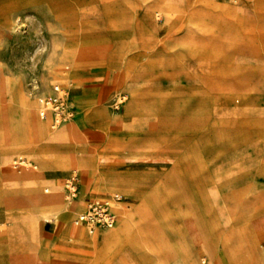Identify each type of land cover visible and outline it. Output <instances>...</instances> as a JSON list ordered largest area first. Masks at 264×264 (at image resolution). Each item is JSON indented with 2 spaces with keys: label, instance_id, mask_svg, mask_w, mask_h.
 I'll use <instances>...</instances> for the list:
<instances>
[{
  "label": "rangeland",
  "instance_id": "1",
  "mask_svg": "<svg viewBox=\"0 0 264 264\" xmlns=\"http://www.w3.org/2000/svg\"><path fill=\"white\" fill-rule=\"evenodd\" d=\"M227 1L0 0V128L13 145L30 152L14 164L16 171L29 160L42 169L28 187L47 184L40 174L48 167L64 169L47 177L62 186L71 209L86 194L78 188L72 199L66 181L89 179L132 210L142 209L151 232L157 225L161 255L178 233L193 244L191 229L217 240L255 238L262 250L264 44L252 50L251 39L262 36L211 8ZM54 86L65 90L72 111L64 123L50 122L49 134L69 121L76 128L56 142L32 140L28 104H41ZM95 93L103 95L97 110L77 107L74 96ZM106 139L109 149L98 157L108 159L101 168L60 166L68 151L85 163L84 154ZM7 145L0 134V152ZM129 183L139 185L131 189ZM19 206L24 215L17 220L28 227L38 220L41 235L45 219H39L38 205ZM83 210L75 212L73 225ZM118 215L113 229L122 225ZM109 230L92 239L86 264H101L102 234ZM130 237L128 259L141 264L138 254L150 248L148 236L133 228ZM195 249L202 263L205 252ZM238 252L246 263L243 249Z\"/></svg>",
  "mask_w": 264,
  "mask_h": 264
},
{
  "label": "crops",
  "instance_id": "2",
  "mask_svg": "<svg viewBox=\"0 0 264 264\" xmlns=\"http://www.w3.org/2000/svg\"><path fill=\"white\" fill-rule=\"evenodd\" d=\"M211 8L217 9L220 15L225 17L233 16L242 24L252 26L256 31L255 35L262 36V39H251L250 45L252 50L259 47L260 44H264V0H231L225 3L220 2L219 6H212ZM254 19H256L258 25L253 22ZM235 41L236 43H243L238 37L235 38ZM52 92L53 90L46 95ZM45 96H43V98ZM102 97L103 95L97 93L87 96H74L78 101L77 107L89 106L96 108V110L99 107L98 104H100ZM43 98L41 99V104L39 103L40 109L43 104ZM40 118L42 121L49 119L50 122L53 123V116L51 114H49L46 119L41 116ZM0 134L5 135L8 139V148L0 152V264H86L93 254L90 248L92 239L95 237L99 239L101 235L97 233L106 229H91L86 225H76L75 220L73 225L71 220L75 212L80 210L81 207H84V210L79 214L85 212L89 202L112 200L113 211L117 216V225L119 222V204L127 203L122 201V199L116 201L115 198L119 196H112L108 194L109 192L98 190L88 179L85 180L83 184L79 181V190L82 194H86V196L84 197L83 195L76 200V205L68 209L66 208L64 189L62 188L61 192L59 188L62 186L58 187L59 185L56 181L53 180L55 184L51 182L52 179L47 177V173L50 170H64L55 167H51L49 170L40 174V178L48 179L49 182L37 186L36 190H32V188L28 187V183L21 184L20 182L21 180L28 181L27 179H33L32 169L29 170L26 169V167L21 171H16L14 169V164L17 163V160L22 162L27 160L25 159V155L30 153L29 150L17 148L13 145L10 134L2 128H0ZM109 146L110 144L107 140L101 144L96 151L85 153V158L82 159L85 160L87 164L93 163L101 168L102 164L104 165L107 163L108 157H98V154L107 152ZM61 150L60 148L58 152H61ZM18 167L19 166H17V168ZM20 167H22V165ZM15 187H18L19 194L16 193ZM99 191L102 192V194L99 195ZM43 196H49L50 199L52 197L53 201L51 200V204H62L65 208L62 210L61 218L56 220H45L42 224L41 235H39L37 239H34L33 235L28 233L24 234V232H20L19 230L23 229L25 231V229H27L28 231V223H26L24 219L20 222L17 220L20 218V215L22 216L23 214V211L20 210L18 206L27 203L33 204V199H40V202L42 201L41 203L44 204L46 202L41 199ZM48 202L50 203V200ZM127 206L129 207V204H127ZM141 212V208L132 210L136 222L139 223L147 233L148 243L150 245V248H145V250L140 251L138 254L141 264H237L233 255L239 248H242L244 251L246 264H260V246L255 238L247 240L246 237L241 235L233 238L223 236L217 240L195 229L190 230L193 244L191 242H185L178 233L171 238L168 253H163L162 256H159L156 249L157 245H155L161 238L157 231V225L154 224V232H151L148 228L147 218ZM126 223L129 225L131 224L129 221ZM71 226L83 228L86 234L78 235L72 233ZM104 236L103 233V247ZM196 246L200 247L206 254V259H204L202 263L199 261V250L195 249ZM158 251L162 252L159 248ZM101 252L99 261L101 264H109L107 262V255L105 257Z\"/></svg>",
  "mask_w": 264,
  "mask_h": 264
},
{
  "label": "bare ground",
  "instance_id": "3",
  "mask_svg": "<svg viewBox=\"0 0 264 264\" xmlns=\"http://www.w3.org/2000/svg\"><path fill=\"white\" fill-rule=\"evenodd\" d=\"M61 77L62 76H60V78ZM28 107L30 108L29 110H30V118H31V125H32V130H31V132H32L31 133L32 140H34V139L37 140V139L43 137L45 140L49 139L52 142H56V141L60 140L61 138H65L66 136H70L72 134V132L74 131V129L76 128L75 123L73 121H69V122H66L65 126L62 129H60L59 131H57L53 135H50L49 132H48V125L50 123V120L48 119L46 121H42L40 116H39L40 104L38 102H36V101H31L28 104ZM77 126H79V125H77ZM71 141H72V139H71ZM60 158H61L60 166H63V167L68 166V164H70V163H73L74 165L76 164V165H82L83 167H87V163L79 162L76 159L75 153H72L70 151L66 152L63 156H60ZM25 164H26V169H29V170L32 169V177L33 178L35 177V175H37V173L39 171H42V169L36 163H34L31 160H29V162H26ZM50 168L51 167H48L47 169H50ZM44 170H45V168H44ZM26 179H27V177H26ZM27 180L29 181L30 179H27ZM20 182L21 183H26L27 181L26 180H21ZM47 182H49V181H47ZM51 182L55 183L53 180H51ZM94 182H95V180H94ZM115 182H114V184H115ZM117 182H119V181H117ZM140 183L142 184L141 181H140ZM129 185L131 186V189H134L139 184L129 183ZM34 189H36V188H34ZM57 190H58V188H57ZM59 190H60V188H59ZM41 199L43 201H45L46 203L42 204L41 203L42 201L40 202V199L39 200L38 199H33L34 200L33 201L34 204L38 205V213H40L39 219L43 218L45 220H50V217H52V216L61 215L62 210L65 208L62 204L61 205H58V204H55V203L51 204L52 203L51 202L52 197L50 199L49 196H43ZM49 200H50V203L48 202ZM18 207H20V206H18ZM118 211H120V213L122 214V225L119 228H116V229H113V230L110 229L109 231L104 233V235H105L104 236V249L101 252V254L104 255L105 257L107 255V262L109 264H137V263H135L134 259H132V260L128 259V257H130V255H131L128 252L130 248L127 250V247H128L127 246V242L129 240H131V238H132V237H130V230L133 229V228L137 229L138 236H141V237H145V236H148V235L145 232L144 228L139 223L136 222L131 208H129L127 205L121 204L118 207ZM128 221L131 223L130 224L131 227L126 223ZM38 225L39 224H38V220H37V221L33 222L30 227H28V231L26 229L25 231L24 230H20V232H24V234H27V233L31 234V235H33L34 239H37V237L40 235L39 234V226ZM71 228H72L71 229L72 233H74V234H78V235H85L86 234V232H85V230L83 228H79V227H75V226H71ZM261 248H262V250H260V248H259V255H260V258H261L260 259V264H264V246H261ZM127 252H128V254H127ZM157 252H158L159 256H162L159 253L158 249H157ZM233 257L237 261V264H246V263L241 262L238 249L234 253ZM161 264H164V263H161Z\"/></svg>",
  "mask_w": 264,
  "mask_h": 264
},
{
  "label": "built area",
  "instance_id": "4",
  "mask_svg": "<svg viewBox=\"0 0 264 264\" xmlns=\"http://www.w3.org/2000/svg\"><path fill=\"white\" fill-rule=\"evenodd\" d=\"M40 116L44 119L49 114L53 116L54 126H58L69 119L72 109L67 100V94L60 86H54L53 92L46 95L42 100ZM21 166V164L19 165ZM66 187L72 199H76L79 188V178L74 176L66 181ZM122 197L115 198L120 201ZM117 216L113 211V201L104 200L102 202H89L87 210L77 216L76 225H86L91 229H112L115 227Z\"/></svg>",
  "mask_w": 264,
  "mask_h": 264
}]
</instances>
